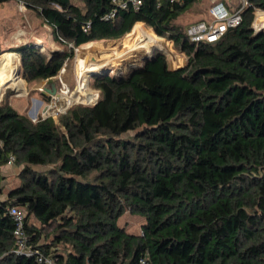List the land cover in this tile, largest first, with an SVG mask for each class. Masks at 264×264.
<instances>
[{
    "label": "trees",
    "instance_id": "1",
    "mask_svg": "<svg viewBox=\"0 0 264 264\" xmlns=\"http://www.w3.org/2000/svg\"><path fill=\"white\" fill-rule=\"evenodd\" d=\"M198 1L143 0L105 21L112 0H0L31 12L60 48L15 51L24 80L52 92L75 48L137 23L187 59L94 74L96 102L57 122L0 105V167L13 155L20 169L2 198L0 186V264H36L13 252L12 206L32 251L57 264H264V30L251 29L264 0H247L214 44L191 43L175 24ZM127 211L143 219L140 234L118 225Z\"/></svg>",
    "mask_w": 264,
    "mask_h": 264
},
{
    "label": "rangeland",
    "instance_id": "2",
    "mask_svg": "<svg viewBox=\"0 0 264 264\" xmlns=\"http://www.w3.org/2000/svg\"><path fill=\"white\" fill-rule=\"evenodd\" d=\"M222 1L230 9H234L236 5H238L239 0ZM209 5V0H199L194 6L184 12L175 21V24L181 29H184L188 24L192 22L207 19V10L209 8ZM262 18L263 20L260 21ZM261 19L260 17L259 19H257V26L264 24V15L263 17H261ZM140 24L147 34H153L158 37L154 33L152 28L146 26L143 23ZM133 30L134 27L130 33L117 41L90 42L75 49L71 63L66 64L65 71L63 73L59 72L57 78H55L57 82H55V92L53 93L50 86L46 82L27 83L24 80L19 69L20 57L19 54L15 52L18 47L29 42H35L39 46V48L44 47L46 51L60 50L57 44L53 41L52 37L46 35L49 29L43 26L39 19H37L31 12L27 11L20 4L6 3L0 5V56L9 52L17 55V77L24 84V93L16 91L12 88H8L7 84L2 85L0 87V105L6 104L10 106L17 113L25 115L32 122L43 119L44 116L45 118H51L55 122H57V117L61 114H64L69 108L62 112L58 111L55 114L49 115H45V110L48 108L55 109L59 104V98L61 95H72L76 92V89L80 82V79L78 77V66L80 63L84 64V66L88 68L89 65L95 62L97 64L101 63L99 67L102 68H97V70L93 69L90 73L84 72L83 74L87 80V89L92 96L91 102L75 104L71 107L78 105L92 106L98 98V92L92 86L94 81V74H98L101 72H106L109 74L116 72L120 73L121 71H126L132 63L141 65V61L139 59L141 57L138 51H135L136 53L133 52L132 54L129 53L128 55H125L118 60L114 59V55L116 53L123 54L128 51L127 47H125L124 45V41L129 38V35L132 34ZM158 38L167 42L168 51H163L161 53H163L166 58L168 68L170 70H175L184 67L187 63V59L183 54L177 51L173 42L163 37ZM92 43L95 46L87 47L90 49L88 50V52L85 51V46ZM61 83H63L64 85L62 86ZM9 169H11L12 172L8 174L5 185L3 186V188H1L2 190L0 189L2 192L1 198L6 190L13 187L17 183L16 176L20 169L15 164L11 165L10 167L3 165L0 167V172L7 173ZM142 223L143 219L128 211L125 212L118 220L119 226L124 227L128 233L136 235L140 234Z\"/></svg>",
    "mask_w": 264,
    "mask_h": 264
},
{
    "label": "built area",
    "instance_id": "3",
    "mask_svg": "<svg viewBox=\"0 0 264 264\" xmlns=\"http://www.w3.org/2000/svg\"><path fill=\"white\" fill-rule=\"evenodd\" d=\"M181 0H170L171 3L179 2ZM210 5L207 10V19L198 20L188 24L184 28L185 37L194 44L207 43L214 44L220 41L224 34L230 28H235L240 25L242 21V12L245 7H248L247 0H239L238 5L234 9H230L222 0H209ZM143 0H112L114 8L104 16V20L108 21L114 18L117 10H126L131 8L137 11L142 5ZM253 14L255 16L252 28L254 33L264 30V24L257 26V19L263 17L264 10L254 8ZM84 31L89 30V25H85ZM77 49V48H75ZM74 49V50H75ZM66 64L60 70V73L65 71ZM62 86L64 85L61 83ZM66 92V90H65ZM64 92V93H65ZM53 109V108H50ZM45 119V116L43 117ZM2 147V141L0 139V148ZM14 156L9 155L6 164H14ZM8 215L11 217L14 229L13 238L15 242L14 254L22 256H34L36 264H57L56 261L50 255H44L40 252L32 251L27 242V235L24 232V220L25 213L22 209L17 207H9L7 209Z\"/></svg>",
    "mask_w": 264,
    "mask_h": 264
},
{
    "label": "bare ground",
    "instance_id": "4",
    "mask_svg": "<svg viewBox=\"0 0 264 264\" xmlns=\"http://www.w3.org/2000/svg\"><path fill=\"white\" fill-rule=\"evenodd\" d=\"M124 43L128 51H126V53H123V54L116 53L114 55L115 60H118L121 57L128 55L129 53L132 54L135 51H138L140 53V57L152 56L157 51H162V52L168 51L167 42L159 39L153 34L152 35L147 34L143 30L142 25L140 23H137L134 26V30L132 34L129 35V38L126 41H124ZM92 46H95V45H93L92 43V44L85 46L84 48L86 49L85 51L88 52L90 48H87V47H92ZM96 64L97 63H93L89 65L88 68H86L84 64L80 63L78 66V77L80 79V82L78 84L76 92L72 95H61L59 98L60 99L59 104L56 106V108L46 109L45 115L55 114L58 111L62 112L75 104L91 102L92 96L89 93V90L87 89V80L83 74L84 72L90 73L93 69H96L97 67H99L101 63H98L97 65ZM16 66H17V58L15 54L9 52V53H5L2 56H0V87L2 85L7 84L8 88H12L16 91L24 93V87H23L24 84L17 77L18 68L16 69Z\"/></svg>",
    "mask_w": 264,
    "mask_h": 264
},
{
    "label": "water",
    "instance_id": "5",
    "mask_svg": "<svg viewBox=\"0 0 264 264\" xmlns=\"http://www.w3.org/2000/svg\"><path fill=\"white\" fill-rule=\"evenodd\" d=\"M251 29H252V31L254 32L253 28H251ZM258 33H260V31L257 32L256 34H258ZM161 52H162V51H157V52H155L152 56H149V57H145V56H143V57H141V58H140L141 64L145 63V62L148 61V60H151V59L155 58L157 55H161V54H163V53H161ZM94 61H95V59H94ZM94 63H95V62H94ZM136 66H138V65L132 63V64L130 65L129 68H131V67H136ZM97 68H102V67H97ZM97 68H96V70H97ZM175 70H177V69H175ZM17 75H18V71H17ZM54 92H55V91H53V93H54Z\"/></svg>",
    "mask_w": 264,
    "mask_h": 264
},
{
    "label": "crops",
    "instance_id": "6",
    "mask_svg": "<svg viewBox=\"0 0 264 264\" xmlns=\"http://www.w3.org/2000/svg\"><path fill=\"white\" fill-rule=\"evenodd\" d=\"M16 56V55H15ZM17 57V56H16ZM4 166H7V167H10L11 165H8V164H5ZM12 172L11 169L8 170L7 173H4V172H0V186H4L5 185V181L7 180V176L8 174Z\"/></svg>",
    "mask_w": 264,
    "mask_h": 264
}]
</instances>
